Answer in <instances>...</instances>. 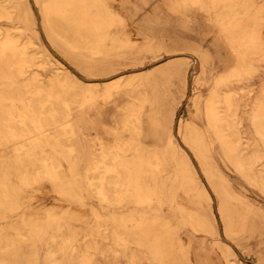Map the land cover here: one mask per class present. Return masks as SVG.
<instances>
[{
    "label": "bare ground",
    "instance_id": "bare-ground-1",
    "mask_svg": "<svg viewBox=\"0 0 264 264\" xmlns=\"http://www.w3.org/2000/svg\"><path fill=\"white\" fill-rule=\"evenodd\" d=\"M210 1L214 22L231 44L236 60L222 69L218 62L213 86L205 94H187L186 87L192 82L186 79L187 69L180 65L176 69L172 63L163 68L162 75L173 76L171 71L178 70L183 88L173 82L167 98L154 96L146 87L160 79L155 73L116 75L100 82L68 72L63 76L58 69L47 80L35 69L45 66L47 59L39 60L41 51L30 50L32 41H21L9 32L0 36V206L19 211L31 199L12 182L13 175L22 186L41 192L81 201L92 194L101 200L100 207L44 203L27 212L24 222L17 218L3 224L2 239L10 249L0 255V264H162L155 250L145 247L140 234L146 238L158 228L171 231L175 220L155 214L142 221L137 212L123 207L125 199L135 196L139 204L163 211L161 175L171 169L184 174L187 181L182 182L188 189H202L188 152L175 131L164 126L166 111L174 101L181 104L186 100L190 107V116L179 132L189 129L194 133L195 144L190 142L202 163L219 167L220 158L229 160L264 193V0ZM19 4V0H0V20L17 15ZM175 4L202 9L208 5L204 0H178ZM193 49L191 78L196 81L201 50ZM205 52L204 58H212L210 50ZM99 85L104 87L100 97L105 114L104 106L96 112L88 110ZM96 125L101 130L93 131ZM151 137L158 143H150ZM84 158L87 165L82 172L78 166ZM11 159L18 163L14 171ZM195 201L200 204L198 193ZM179 206L193 231H205L224 248L209 212ZM238 213L243 221L244 211L238 209ZM52 214L61 216V235L51 233ZM233 214L227 224L230 232ZM90 216L94 219H88ZM83 220L90 225L75 224ZM22 236H27L25 250ZM170 236L174 264H199L188 237L174 230ZM43 239L49 242L41 257ZM224 254L234 264L230 250L225 248Z\"/></svg>",
    "mask_w": 264,
    "mask_h": 264
},
{
    "label": "rangeland",
    "instance_id": "rangeland-1",
    "mask_svg": "<svg viewBox=\"0 0 264 264\" xmlns=\"http://www.w3.org/2000/svg\"><path fill=\"white\" fill-rule=\"evenodd\" d=\"M19 1L18 14L12 19L0 20V36L4 38L9 32L20 37L21 41H32L30 50L41 51L39 60L47 59L45 66H35V69H39L47 80L58 69L63 76L68 72L80 78L97 79L100 82L116 75H123L126 78L135 72L146 71V74L160 72L172 63L169 59L174 55L163 49L166 43L170 42L171 47H183L187 41L182 37L188 35L191 40H199L201 44L210 42L215 51V56L212 55L209 60L200 56L199 73L196 78L198 81L192 80L187 86V93L197 95L201 92L207 93L213 86L218 62L222 69L231 66L236 60L231 44L219 32L214 22L215 15L212 14L210 0H204L208 4L205 9L193 6L176 7L172 2L177 3L178 0H163L162 2L161 0H140L141 5H137L134 0H101L102 6L97 4L99 1L90 0L87 9L92 11L98 7L102 12L99 14L101 19L99 25L102 28L99 31V41L102 52H100L101 48L90 46V37H83L84 34H90L92 17H98V15L83 14L82 0ZM162 9L167 12L166 15L162 14ZM107 10L113 11L120 21L112 22L106 14ZM193 19L197 20L196 31L186 30L192 27L190 22ZM180 26L183 27L182 30L177 28ZM204 48L210 49L206 44ZM188 54L194 55L190 52ZM183 59L189 64L183 66L182 69H187L190 77V65L193 60L192 58ZM181 79V74L176 77L163 76L158 81L147 84L146 87L154 96L167 98L173 82L180 84ZM103 90L104 87L99 85L96 100L88 107L90 112H96L100 109L99 107L104 106L100 97ZM108 106L111 107L110 104ZM103 108L102 112L105 114L106 106ZM147 113H149L148 108ZM190 113L191 110L186 100L181 104L174 101L166 111L164 126L175 131L178 142L188 152L191 167L195 175L199 176L202 189H188L187 185L182 182L187 181L184 174L171 169L161 175L164 180L163 192L165 194L162 202L163 211L156 212L149 205L139 204L135 196L125 199L123 210L137 212L138 218H144L141 219L142 221L153 218L155 214L172 217L175 220V227L171 231H177L191 240L195 258L199 264H229L224 256L225 248L230 250V259L234 264H264V193L237 168H234L236 166L229 160L224 161L220 158L219 167L202 163L192 145V143L195 144L193 142L194 133H191L189 129L184 133L179 132V127L187 122ZM74 116L78 117L79 112L75 111ZM146 120V128L150 131L151 120L148 114ZM100 128L96 125L93 131H99ZM81 139L83 144H86V137L83 133H81ZM149 141L153 145L155 142L158 143L156 137H151ZM2 153V148H0V154ZM11 163L13 171L18 168L15 159H11ZM86 165V158H84L78 170L85 172ZM12 182L19 187L22 193L30 195L31 199L24 203L19 211L5 210L0 206V255L7 254L10 249L2 239L1 226L17 218H21V222H24L25 214L41 204L58 202L68 207L81 205L90 207L92 204L101 206V200L92 194H88L89 197L81 201L78 197L52 191L51 193L41 192L35 187L22 186L15 175H13ZM197 193L200 204L195 201ZM180 203L202 212H209L217 226L224 248L221 249L214 238L205 231H193L188 226L180 209ZM109 207L113 209L112 206ZM238 209L245 213L243 221L240 220ZM231 212L234 213V223L232 222L234 225L231 227L233 233L228 230L227 226L228 222H231L228 221ZM60 217L57 214L51 215V233L59 235L63 233V229L58 227ZM88 219H94V217L90 216ZM75 224L90 225L85 220L75 222ZM145 224L150 226L151 223ZM171 231L158 228L148 233L149 236L146 238L140 234L145 247L155 250L162 264L177 262L175 256L169 254V251H172L169 243L171 241L172 244ZM22 238L24 240L22 250H25L27 236H22ZM48 242V239L42 241L41 257L44 255ZM87 242L91 243L93 239H88Z\"/></svg>",
    "mask_w": 264,
    "mask_h": 264
},
{
    "label": "crops",
    "instance_id": "crops-1",
    "mask_svg": "<svg viewBox=\"0 0 264 264\" xmlns=\"http://www.w3.org/2000/svg\"><path fill=\"white\" fill-rule=\"evenodd\" d=\"M93 1L95 2L96 0H93ZM97 1H99L97 3L99 6L100 5L101 6L103 5V3H102L101 0H97ZM134 1H135V3L137 2V5L138 4L141 5L140 0H134ZM162 1L163 0H161V2ZM171 1H173V0H171ZM172 4L174 6H176V4L174 2H172ZM89 5H90V0H82V13L83 14H89V15L95 14V15H98V17H92V23L90 24V28H89L90 34H84V35L82 34V35H83L84 38L85 37H90V39H91L90 46L100 49L101 48V45H100V41H99V39H100V34H99L100 32L99 31L102 28L99 25L101 23V19L99 18L100 17L99 14L102 13V12L98 9V7H95L92 11L91 10L89 11L87 9ZM176 7H178V6H176ZM163 13L165 15L167 14V12L163 11V9H162V14ZM106 14H108V17H109V19L112 22L120 21V19L117 18L116 15L113 14V11L107 10ZM196 22H197V20L193 19L192 22H190L192 24V27L187 28L186 30H191L192 29L194 31L195 30V26L197 25ZM177 28L180 29V30L183 29V27H181V26L180 27H177ZM85 32H87V31H85ZM193 37L195 38V35H193ZM182 38H183V40H186L187 41L186 42V45H184L183 47H178V48L177 47H171L172 44L170 42H167L166 43V46H164V48H163V49H166L168 52L174 54L172 57H170L169 61L172 62V66L174 65L176 69L179 67V65L182 68L184 65L187 66L189 64V62L188 61L186 62V60L183 59V58H192V60H193L192 55L191 54H188V52H190V53H194L195 52V50L193 48L200 49L201 50V53L200 54L204 56V55H206V52H205L206 49L204 48V45L206 44V46H208L210 48L209 50L211 51V53L213 54V56H215L214 55V52L215 51L213 49L214 46H212V44L210 42L209 43H204V44L202 43L201 44L199 40H197V41L191 40V38L188 35H187V37L185 36V37H182ZM100 52H102V48L100 49ZM208 54H210L209 51H208ZM206 59L209 60V58H206ZM219 61H220V59H219ZM220 62H222V61H220ZM192 63H193V61H192ZM192 63L190 65V77L188 76V74L186 75V79L188 78V80H193L191 78V73H192L191 67H192ZM141 72L142 73H146V71H141ZM171 72L174 73V75L172 77H176V76L179 75V71L178 70L171 71ZM187 72H188V70H187ZM154 73H155V76H157V77L160 78V77H163L162 73H165V72L162 69L160 72H154ZM164 76H166V75H164ZM179 85L182 86V82H180ZM182 88H183V86H182ZM186 90H187V87H186ZM186 93H187V91H186ZM187 94H189V93H187Z\"/></svg>",
    "mask_w": 264,
    "mask_h": 264
}]
</instances>
